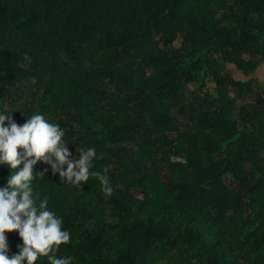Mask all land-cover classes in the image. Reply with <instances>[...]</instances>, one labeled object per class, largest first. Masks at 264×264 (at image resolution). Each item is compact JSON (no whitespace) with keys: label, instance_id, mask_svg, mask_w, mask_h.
I'll use <instances>...</instances> for the list:
<instances>
[{"label":"trees","instance_id":"obj_1","mask_svg":"<svg viewBox=\"0 0 264 264\" xmlns=\"http://www.w3.org/2000/svg\"><path fill=\"white\" fill-rule=\"evenodd\" d=\"M259 67L264 0H0V108L59 123L73 154L95 147L114 189L34 181L71 233L56 255L264 264Z\"/></svg>","mask_w":264,"mask_h":264},{"label":"clouds","instance_id":"obj_2","mask_svg":"<svg viewBox=\"0 0 264 264\" xmlns=\"http://www.w3.org/2000/svg\"><path fill=\"white\" fill-rule=\"evenodd\" d=\"M24 59L30 57L25 54ZM15 111L0 108V169L6 167L9 173L0 177L4 181L0 183V264H37L44 257L49 264H73L72 256L56 255L61 245L70 243L71 233L63 218L49 208L48 197L34 194V181L58 176L62 184L83 189L95 176L104 195L111 196L108 170L91 171L102 154L95 147L73 154L59 123L35 112L19 124L12 115ZM6 233H16L15 251Z\"/></svg>","mask_w":264,"mask_h":264},{"label":"rangeland","instance_id":"obj_3","mask_svg":"<svg viewBox=\"0 0 264 264\" xmlns=\"http://www.w3.org/2000/svg\"><path fill=\"white\" fill-rule=\"evenodd\" d=\"M226 70H227V72L231 75V77L234 80L244 81L247 78V76H245L242 73H240L233 65H230V64L227 65ZM251 76L256 79V81H257V83L259 85H261L262 87H264V67L257 68V70L255 71V73L252 74ZM207 87L212 90L213 83L210 82V81H208Z\"/></svg>","mask_w":264,"mask_h":264}]
</instances>
